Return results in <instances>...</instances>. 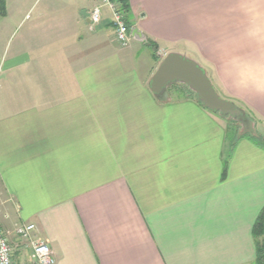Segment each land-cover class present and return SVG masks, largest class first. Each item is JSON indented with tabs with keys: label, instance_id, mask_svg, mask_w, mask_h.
I'll list each match as a JSON object with an SVG mask.
<instances>
[{
	"label": "crops",
	"instance_id": "obj_1",
	"mask_svg": "<svg viewBox=\"0 0 264 264\" xmlns=\"http://www.w3.org/2000/svg\"><path fill=\"white\" fill-rule=\"evenodd\" d=\"M229 2L129 0L122 48L108 9L90 30L92 0H5L0 226L16 264L30 262L25 224L55 264H256L264 147L232 140L181 85L163 100L149 88L167 54L192 56L264 138V94L234 86L261 53L236 43Z\"/></svg>",
	"mask_w": 264,
	"mask_h": 264
},
{
	"label": "water",
	"instance_id": "obj_2",
	"mask_svg": "<svg viewBox=\"0 0 264 264\" xmlns=\"http://www.w3.org/2000/svg\"><path fill=\"white\" fill-rule=\"evenodd\" d=\"M174 85L187 87L206 109L223 118L242 123L248 118L242 108L218 94L207 71L200 63L177 52H171L162 59L151 78L149 88L157 99L163 100L169 88ZM251 127H255L254 123Z\"/></svg>",
	"mask_w": 264,
	"mask_h": 264
},
{
	"label": "built area",
	"instance_id": "obj_3",
	"mask_svg": "<svg viewBox=\"0 0 264 264\" xmlns=\"http://www.w3.org/2000/svg\"><path fill=\"white\" fill-rule=\"evenodd\" d=\"M93 8L90 12V30L95 31L103 21V10L108 9L111 13V23L115 32L117 44L127 48L131 43L130 27L127 24L125 14L117 0H92ZM35 225L25 224L16 228V236L25 242L30 251L28 264H55L56 259L50 243L46 240L33 238ZM0 264H16L13 259V251L9 240L0 226Z\"/></svg>",
	"mask_w": 264,
	"mask_h": 264
},
{
	"label": "clouds",
	"instance_id": "obj_4",
	"mask_svg": "<svg viewBox=\"0 0 264 264\" xmlns=\"http://www.w3.org/2000/svg\"><path fill=\"white\" fill-rule=\"evenodd\" d=\"M227 12L236 14L242 28L241 37L236 43L254 46L261 53L245 61L246 71L234 81V86L243 91L264 94V0H230ZM241 59L234 57L232 65H237ZM227 68L225 64L226 71Z\"/></svg>",
	"mask_w": 264,
	"mask_h": 264
},
{
	"label": "trees",
	"instance_id": "obj_5",
	"mask_svg": "<svg viewBox=\"0 0 264 264\" xmlns=\"http://www.w3.org/2000/svg\"><path fill=\"white\" fill-rule=\"evenodd\" d=\"M120 4V8L125 14V18L127 20V24L130 27V23H128V15L130 13V6H129V0H117ZM0 12L1 14L5 13V0H0ZM154 50L156 51V47L153 45ZM184 89L187 90V92L194 96V93H192L187 87L182 86ZM247 119L244 123L234 120L225 118L227 120V133L228 137L232 138V140H235L238 138L243 137H249L253 141H255L257 144L264 147V138L258 135L255 131H250V125L253 123L252 119H250L248 113ZM254 235L257 242V261L256 264H264V242L260 241V238L264 236V210L262 211L261 215L259 216L257 223L254 228Z\"/></svg>",
	"mask_w": 264,
	"mask_h": 264
},
{
	"label": "rangeland",
	"instance_id": "obj_6",
	"mask_svg": "<svg viewBox=\"0 0 264 264\" xmlns=\"http://www.w3.org/2000/svg\"><path fill=\"white\" fill-rule=\"evenodd\" d=\"M180 49L183 50L184 48L180 47ZM184 50H185L184 52H185L186 54H189V56H191V55H190L191 53H188L187 49H184ZM152 53H153V55H154V51H153V50H152ZM191 58L194 59V60H196V59H195L194 57H192V56H191ZM172 87H174V86H171L170 88L172 89ZM170 88H169V89H170ZM184 93H185V92H184ZM184 93L182 94L183 96L187 95V94H184ZM238 106H239V105H238ZM239 107L242 108L241 106H239ZM242 109H243V108H242ZM243 110H244V109H243ZM251 119H252L253 123H256V121H255L253 118H251ZM250 129H251V127L249 128V130H250ZM250 131H251V130H250Z\"/></svg>",
	"mask_w": 264,
	"mask_h": 264
}]
</instances>
